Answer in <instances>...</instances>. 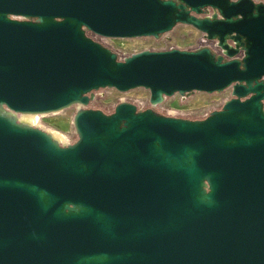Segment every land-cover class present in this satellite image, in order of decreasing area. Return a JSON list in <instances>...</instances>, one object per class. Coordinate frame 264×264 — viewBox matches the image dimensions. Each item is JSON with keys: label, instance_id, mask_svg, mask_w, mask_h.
Instances as JSON below:
<instances>
[{"label": "water", "instance_id": "95a60500", "mask_svg": "<svg viewBox=\"0 0 264 264\" xmlns=\"http://www.w3.org/2000/svg\"><path fill=\"white\" fill-rule=\"evenodd\" d=\"M177 23L220 54L118 60L85 34L157 38ZM106 87H142L150 104L231 96L198 120L79 107L66 145L16 120ZM263 99L264 0H0V264H264Z\"/></svg>", "mask_w": 264, "mask_h": 264}, {"label": "rangeland", "instance_id": "374dc122", "mask_svg": "<svg viewBox=\"0 0 264 264\" xmlns=\"http://www.w3.org/2000/svg\"><path fill=\"white\" fill-rule=\"evenodd\" d=\"M198 16L203 17L206 15L199 14ZM85 34L113 52L118 60L141 50L170 48L195 50L200 47H207L213 54H220L216 40L206 39L202 33L193 27L181 23L175 24L171 30L159 35L157 38L151 36L112 38L99 36L90 31H86ZM92 96L84 106L72 104L52 112L35 113L38 118L36 117L37 119L31 122L30 125L48 133H60L63 138L58 139L57 142L60 145H66L76 140L72 120L76 109L79 107L99 109L103 113L109 114L118 102L126 101L134 104L138 110L149 108L159 115L198 120L207 116L211 110L217 109L231 95L228 88L213 93L197 91L185 95L175 93L171 96H163L162 100L156 104H150L148 101L149 92L142 87H136L125 92L106 87L94 90ZM15 116L16 120L19 121L21 113H16Z\"/></svg>", "mask_w": 264, "mask_h": 264}, {"label": "bare ground", "instance_id": "6f19581e", "mask_svg": "<svg viewBox=\"0 0 264 264\" xmlns=\"http://www.w3.org/2000/svg\"><path fill=\"white\" fill-rule=\"evenodd\" d=\"M37 116L35 115V113H21V117L19 118V121L21 123L30 125L31 122H33ZM50 136L57 141L58 139H62L63 136L60 133H54V132H49Z\"/></svg>", "mask_w": 264, "mask_h": 264}, {"label": "flooded vegetation", "instance_id": "af4514ba", "mask_svg": "<svg viewBox=\"0 0 264 264\" xmlns=\"http://www.w3.org/2000/svg\"><path fill=\"white\" fill-rule=\"evenodd\" d=\"M262 1V0H261ZM255 2H259V1H255ZM200 15H206L207 17H212L213 15H215V18H219V15L217 13V11L211 7H205L202 9V13ZM202 17V16H201ZM11 19H16V20H21L22 18L20 17H10ZM221 106V105H220ZM220 106L217 108L219 109ZM262 108H263V111H264V99L262 100ZM145 109V108H144Z\"/></svg>", "mask_w": 264, "mask_h": 264}, {"label": "built area", "instance_id": "2783aa9c", "mask_svg": "<svg viewBox=\"0 0 264 264\" xmlns=\"http://www.w3.org/2000/svg\"><path fill=\"white\" fill-rule=\"evenodd\" d=\"M239 55H240V53H239ZM228 90L230 91V88H228ZM92 97H93V96H91V98H92ZM91 98H90V99H91ZM88 101H89V100H88ZM221 105H222V104H221Z\"/></svg>", "mask_w": 264, "mask_h": 264}]
</instances>
